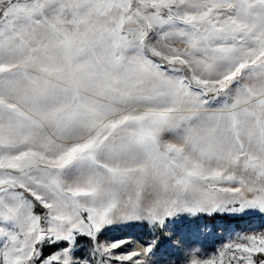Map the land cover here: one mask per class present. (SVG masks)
<instances>
[{
	"label": "snow or ice",
	"instance_id": "snow-or-ice-1",
	"mask_svg": "<svg viewBox=\"0 0 264 264\" xmlns=\"http://www.w3.org/2000/svg\"><path fill=\"white\" fill-rule=\"evenodd\" d=\"M217 214L264 220V0H0V264H264L170 228Z\"/></svg>",
	"mask_w": 264,
	"mask_h": 264
},
{
	"label": "rangeland",
	"instance_id": "rangeland-1",
	"mask_svg": "<svg viewBox=\"0 0 264 264\" xmlns=\"http://www.w3.org/2000/svg\"><path fill=\"white\" fill-rule=\"evenodd\" d=\"M216 219L213 223H207L201 219H185L183 221L178 222L175 225H171L170 228L173 232L176 233H186L191 234L196 231L201 226L206 225L209 232L205 233L202 236L189 235L187 243L193 246H203V248L207 251H211L212 247L218 243L217 237L222 233H226L232 229H243L249 226H259L264 224V220L259 217H242V218H229L222 214H217ZM126 231H130L134 233L141 241L148 242L153 236L146 228L137 227L133 229H128ZM116 234H120L118 230ZM156 236L159 238L160 247L163 249L169 243V237L166 236L163 232L156 233Z\"/></svg>",
	"mask_w": 264,
	"mask_h": 264
},
{
	"label": "trees",
	"instance_id": "trees-1",
	"mask_svg": "<svg viewBox=\"0 0 264 264\" xmlns=\"http://www.w3.org/2000/svg\"><path fill=\"white\" fill-rule=\"evenodd\" d=\"M216 218H217L216 216H214V217H207V216H205V217H203V220L205 222H207V223H213Z\"/></svg>",
	"mask_w": 264,
	"mask_h": 264
}]
</instances>
